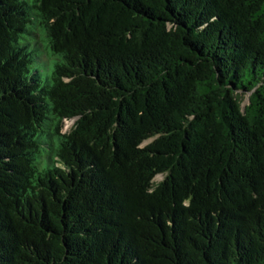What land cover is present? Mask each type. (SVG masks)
<instances>
[{
    "label": "trees",
    "instance_id": "1",
    "mask_svg": "<svg viewBox=\"0 0 264 264\" xmlns=\"http://www.w3.org/2000/svg\"><path fill=\"white\" fill-rule=\"evenodd\" d=\"M0 264H264V0H0Z\"/></svg>",
    "mask_w": 264,
    "mask_h": 264
},
{
    "label": "rangeland",
    "instance_id": "2",
    "mask_svg": "<svg viewBox=\"0 0 264 264\" xmlns=\"http://www.w3.org/2000/svg\"><path fill=\"white\" fill-rule=\"evenodd\" d=\"M248 103V96L246 97L245 99V102H244V105H246ZM76 119H73V120H66L65 121V124H64V128H63V131L64 132H68L70 131V129L72 128V126L74 125ZM165 179V176L160 174V175H157L154 179V182L155 183H160L161 181H163Z\"/></svg>",
    "mask_w": 264,
    "mask_h": 264
}]
</instances>
